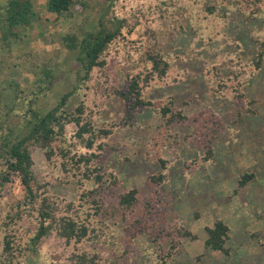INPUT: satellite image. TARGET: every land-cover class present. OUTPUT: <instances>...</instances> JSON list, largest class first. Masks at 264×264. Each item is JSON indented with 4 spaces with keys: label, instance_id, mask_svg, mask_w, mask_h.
<instances>
[{
    "label": "rangeland",
    "instance_id": "rangeland-1",
    "mask_svg": "<svg viewBox=\"0 0 264 264\" xmlns=\"http://www.w3.org/2000/svg\"><path fill=\"white\" fill-rule=\"evenodd\" d=\"M7 1L0 0V5ZM34 1L39 19L35 17L31 27L14 28L20 37L10 35L0 12V124L13 128L17 135L26 133L21 117L24 94L40 85L41 79L48 83L43 72L48 67L53 85L37 106L47 112L71 92L68 111L85 99L97 126L116 123L102 157L105 167L116 173L123 191L136 189L142 199H160L154 215L158 227L192 233L189 218L201 210L190 209L185 202L214 197H200L197 188L190 192L186 171L202 167L210 172L217 165L218 148L233 141L239 131L234 126L241 123L244 131V122L264 117V54L260 67L256 65V55L264 52V0H128L127 4L81 0L85 10L76 5L72 18L58 21L45 12V0ZM100 19L113 31L121 24L126 38L109 48L104 67L95 68L89 79L80 81L76 51L67 49L62 37L74 34L81 38L96 31ZM150 55L167 60L170 71L151 82L142 98L161 105L171 101L186 119L167 125L154 106L144 105L133 111L131 123L125 122L129 105L117 89L128 87L130 76L143 71ZM239 90L243 91L241 100ZM228 146L234 151L232 143ZM31 153L36 188L46 186L48 196L59 200L77 199V180H62L60 170L48 165L43 148L32 146ZM160 174L159 182L152 179ZM24 194L23 185L16 181L6 185L0 196V264H10L2 220L16 213ZM107 223L111 236L106 244L68 243L52 234L43 240L40 251L54 264H76V255L84 251L96 255L100 264H163L162 256L168 253L167 264H217L204 257L202 242L193 234L182 237L173 248L172 238L155 239L153 228L129 239L127 224L120 218H109ZM13 227L16 239L26 245L34 223L20 219Z\"/></svg>",
    "mask_w": 264,
    "mask_h": 264
},
{
    "label": "trees",
    "instance_id": "trees-1",
    "mask_svg": "<svg viewBox=\"0 0 264 264\" xmlns=\"http://www.w3.org/2000/svg\"><path fill=\"white\" fill-rule=\"evenodd\" d=\"M76 5H80L81 11L86 9V4L81 0H47L45 12L54 16L55 21L61 17L72 18ZM0 12L4 14L10 35L15 37H20V32H14V28L31 27L34 18L39 19L33 0H8L0 5ZM120 38H126L121 24L113 31L104 26L102 19L98 30L89 31L81 38L74 34L62 37L65 47L76 51V59L80 64V81L89 79L95 68L106 65V52ZM262 47L264 49V41ZM263 54L261 51L256 55L258 68ZM169 71L167 60L150 55L143 71L130 76L128 87L117 89V94L129 105L126 123H131L133 111L144 105L154 106L167 125L175 120L186 119L181 111L174 110L171 101L161 105L158 101H146L142 98L144 89L155 79L166 77ZM43 72L49 80L48 83L41 79L40 85L29 94H24L26 106L21 117L27 128L26 133L17 135L13 128L5 126L4 123L0 124V162H3V167L0 168V196L6 185L16 181H20L25 189L23 199L16 204V213H8L2 220L4 250L9 255L8 263L54 264L44 258L40 251L43 240L52 234L68 243L94 246L106 244L111 236L107 220L113 217H118L127 224L129 239L143 230L153 228L156 231L155 239L171 237L173 248H176L182 237L192 236L184 228L158 227L154 222V215L160 199H142L136 189L123 191L116 173L105 167L102 157L108 150L109 141H112L118 126L116 123L97 126L92 117V109L85 103V99L78 103L75 110L68 111L67 100L71 92L64 94L59 103L47 112L37 106L53 85L54 77L50 69L45 67ZM236 77L240 80L239 72ZM238 85L242 87L243 84L238 81ZM237 93L241 100L243 91L239 90ZM32 146L45 150L48 165L60 170L62 180H77V199L59 200L48 196L46 186H41L42 191L41 187L36 188ZM161 178V174L152 177L156 182ZM246 181L247 179L241 183ZM20 219H28L34 223V229H29L32 232L26 245H22L13 233V224ZM206 230L209 235L206 245L215 250L226 251L228 227L218 221L214 227H207ZM170 254L161 255L163 264H167L165 259ZM76 264L100 263H97L96 255L84 251L76 255Z\"/></svg>",
    "mask_w": 264,
    "mask_h": 264
},
{
    "label": "crops",
    "instance_id": "crops-1",
    "mask_svg": "<svg viewBox=\"0 0 264 264\" xmlns=\"http://www.w3.org/2000/svg\"><path fill=\"white\" fill-rule=\"evenodd\" d=\"M260 118L244 122V131L241 123L234 126L239 131L227 143L233 144L231 148L236 153L229 150L228 144H222L215 159L217 165L210 172L202 167L186 171L190 192L197 188L200 197H214L185 202L190 209L201 210L196 217L190 216L188 223L192 234L202 242L204 257L211 263L264 264V117ZM225 152L229 155L225 156ZM243 174H247L244 184L240 182ZM218 221L228 227L226 251L206 245V228L214 227Z\"/></svg>",
    "mask_w": 264,
    "mask_h": 264
},
{
    "label": "built area",
    "instance_id": "built-area-1",
    "mask_svg": "<svg viewBox=\"0 0 264 264\" xmlns=\"http://www.w3.org/2000/svg\"><path fill=\"white\" fill-rule=\"evenodd\" d=\"M120 2L124 3V4H127L128 3V0H120Z\"/></svg>",
    "mask_w": 264,
    "mask_h": 264
}]
</instances>
